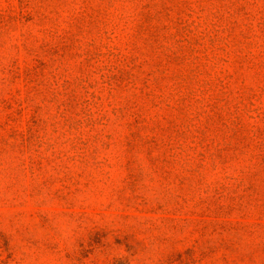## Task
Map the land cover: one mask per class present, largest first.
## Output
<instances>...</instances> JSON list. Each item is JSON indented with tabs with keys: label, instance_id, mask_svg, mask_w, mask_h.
Masks as SVG:
<instances>
[{
	"label": "rangeland",
	"instance_id": "1",
	"mask_svg": "<svg viewBox=\"0 0 264 264\" xmlns=\"http://www.w3.org/2000/svg\"><path fill=\"white\" fill-rule=\"evenodd\" d=\"M0 264H264V0H0Z\"/></svg>",
	"mask_w": 264,
	"mask_h": 264
}]
</instances>
